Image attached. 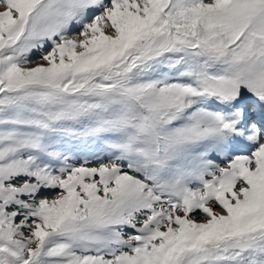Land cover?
<instances>
[{"label":"snow or ice","instance_id":"snow-or-ice-1","mask_svg":"<svg viewBox=\"0 0 264 264\" xmlns=\"http://www.w3.org/2000/svg\"><path fill=\"white\" fill-rule=\"evenodd\" d=\"M0 264H264V0H0Z\"/></svg>","mask_w":264,"mask_h":264}]
</instances>
